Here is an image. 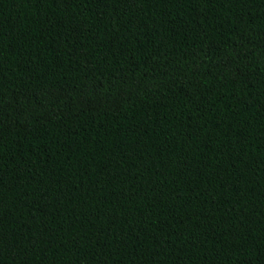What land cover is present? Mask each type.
<instances>
[{
  "label": "trees",
  "instance_id": "trees-1",
  "mask_svg": "<svg viewBox=\"0 0 264 264\" xmlns=\"http://www.w3.org/2000/svg\"><path fill=\"white\" fill-rule=\"evenodd\" d=\"M0 264H264V0H0Z\"/></svg>",
  "mask_w": 264,
  "mask_h": 264
}]
</instances>
